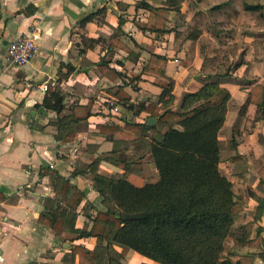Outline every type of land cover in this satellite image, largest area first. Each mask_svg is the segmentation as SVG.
Wrapping results in <instances>:
<instances>
[{
  "label": "crops",
  "instance_id": "1",
  "mask_svg": "<svg viewBox=\"0 0 264 264\" xmlns=\"http://www.w3.org/2000/svg\"><path fill=\"white\" fill-rule=\"evenodd\" d=\"M143 1L165 8L170 0H0V264H79L77 257H68L72 245L97 249L96 238L69 241L72 232L91 227L86 203L103 208L93 189L92 173L85 168L95 162L98 174L116 180L125 172L113 160L136 152L135 144L114 143L98 133L97 126L124 128L126 120L145 121V114L135 117L117 102L115 94L122 89L134 104L158 103L161 90L142 75L153 54L168 58L166 75L175 81L172 110L180 108L185 95L210 80L229 91L218 137L222 144L219 170L225 155L232 164L251 159L237 137L251 140L253 152L258 153L252 159L255 182L248 186L220 172L232 183L235 200L243 204V210L233 216V229L246 233L248 240L259 237L264 242V191L258 175L264 167V116L253 122L254 104L245 116L238 114L250 89L264 87V16L243 9L244 4H261L264 15V0H220L217 4L183 0L179 12L169 11L163 32L155 29L152 14L140 5ZM88 16L92 21L81 27ZM34 31L41 37L36 59L20 67L11 65L6 57L9 43ZM103 57L125 75L123 81L108 80L96 70L93 64ZM134 76L141 80L132 81ZM151 85L158 88V94L152 93ZM43 86L46 92L40 89ZM49 91L63 98L65 107L59 114L42 107ZM89 102L93 106L87 121L56 127L58 120L73 118L74 106L85 107ZM230 110L235 120L244 121L243 129L228 127ZM225 130L228 137L224 140ZM68 132H75V137L65 142L62 138ZM155 176L157 170L147 154L142 176L129 173L126 179L143 187ZM57 177L70 178V186H84L87 192L74 218L68 216L70 192L61 195ZM54 210L63 219L61 235L40 221V215L49 216ZM94 215L89 211V216ZM226 245L233 263L264 264L263 246L239 247L230 241ZM106 248L104 258H113V264H157L134 251L119 258L120 247Z\"/></svg>",
  "mask_w": 264,
  "mask_h": 264
},
{
  "label": "trees",
  "instance_id": "2",
  "mask_svg": "<svg viewBox=\"0 0 264 264\" xmlns=\"http://www.w3.org/2000/svg\"><path fill=\"white\" fill-rule=\"evenodd\" d=\"M182 2L170 0L165 8H153L145 1L140 5L152 14L155 29L163 32L169 11L179 12ZM243 9L264 16L261 4H244ZM91 21V16L84 18L81 27ZM167 64L166 56L153 54L142 69V75L151 78L152 84L161 90L158 103L134 104L122 89L115 94L117 102L135 117L145 114L143 123L126 120L124 128L97 126L98 133L114 143L135 144L136 152L133 155L122 153L113 160L125 172L116 180L98 174L95 162L85 168L92 173L93 189L103 208L98 210L90 202L86 203L84 210L91 223L90 229L75 231L69 236L70 242L90 237L99 241L94 250L72 245L68 257H77L79 264H113V258H104V252L107 246L114 245L121 248L119 258L134 251L157 264H239L233 263L231 255L225 252L228 241L239 247H264L259 237L248 240L246 233L233 229V216L243 210V204L235 200L232 183L219 170L222 144L218 137L231 98L229 91L221 87L219 81L210 80L197 92L185 95L180 108L172 110L175 81L166 75ZM93 66L108 80L123 81L125 78L104 57ZM132 79L138 82L141 77ZM251 104L257 107L253 122L260 121L264 116L262 85L250 89L238 114L245 116ZM92 106V102L85 107L74 106L73 118L67 122L58 120L56 127L87 121ZM42 107L59 114L65 106L62 97L49 91ZM148 119L156 120L157 125L147 126ZM74 137L75 132H68L62 139L70 142ZM147 154L157 176L148 178L143 187H135L126 179V174L142 176L143 159ZM239 159L242 158H233V161ZM258 175L259 187L264 191V167L258 170ZM57 179L61 181V195L70 192L68 216L74 218L87 192L84 186H70V178ZM89 211L95 212L94 217L89 216ZM138 213H145L146 218L139 221L123 219L125 214ZM40 221L61 235L63 219L57 210L49 216L40 215Z\"/></svg>",
  "mask_w": 264,
  "mask_h": 264
},
{
  "label": "rangeland",
  "instance_id": "3",
  "mask_svg": "<svg viewBox=\"0 0 264 264\" xmlns=\"http://www.w3.org/2000/svg\"><path fill=\"white\" fill-rule=\"evenodd\" d=\"M210 1H211V4L212 3L217 4V3H219L220 0H210ZM254 1L256 2V0H254ZM257 1H258V3L262 2V0H257ZM187 30H189V29H187ZM151 91H152V93H156V94L159 93L158 88H156L152 85H151ZM227 124H228V127L233 125L235 127V129H239V130L241 128L243 129V127H244V121L241 119L235 120L234 115L232 114L231 110L228 114ZM226 132H227V130H225L221 135L224 138V140H225V138L228 137V135H225ZM237 139H238V141L240 140L242 142L241 149L243 150V152L247 155L251 154V159H248L247 162H244V163L232 164L228 160H225V158H227V156L225 155V156H223L224 157L223 163L220 165V171L223 174H227L231 177H233V176L237 177L238 180H242V181L244 180L243 182H246V183H248V186H251L255 182V177H256L255 171H254L255 162H253L252 159L255 160L257 158L258 153L256 151L253 152L255 150V147H254V144L251 142L250 139L246 140L242 136H238ZM243 139H244V141H242ZM224 152H225V150H224ZM225 252H228L229 254H231V251L227 248V245L225 247Z\"/></svg>",
  "mask_w": 264,
  "mask_h": 264
},
{
  "label": "built area",
  "instance_id": "4",
  "mask_svg": "<svg viewBox=\"0 0 264 264\" xmlns=\"http://www.w3.org/2000/svg\"><path fill=\"white\" fill-rule=\"evenodd\" d=\"M41 37L36 31L23 35L9 43L7 47V60L13 66H24L38 56ZM54 85V84H52ZM43 92L47 91V86L40 87ZM1 260V255H0Z\"/></svg>",
  "mask_w": 264,
  "mask_h": 264
},
{
  "label": "water",
  "instance_id": "5",
  "mask_svg": "<svg viewBox=\"0 0 264 264\" xmlns=\"http://www.w3.org/2000/svg\"><path fill=\"white\" fill-rule=\"evenodd\" d=\"M155 124V120L154 119H148L146 122V125L151 127ZM146 218V214L145 213H138V214H125L123 219L124 221H139V220H143Z\"/></svg>",
  "mask_w": 264,
  "mask_h": 264
}]
</instances>
